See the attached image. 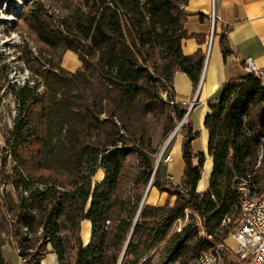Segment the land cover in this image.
<instances>
[{
  "label": "trees",
  "instance_id": "obj_1",
  "mask_svg": "<svg viewBox=\"0 0 264 264\" xmlns=\"http://www.w3.org/2000/svg\"><path fill=\"white\" fill-rule=\"evenodd\" d=\"M187 1L82 0V12L60 16L38 0L22 14L40 46L37 57L31 50L24 56L44 82L40 94L29 84L15 91L24 111L11 132L19 162L11 183L21 188L11 209V237L24 264H41L49 245L60 264H119L127 242L121 264H195L229 237L242 215L239 179L249 175L254 186L264 180L261 76L231 79L220 101L210 104L204 120L213 159L207 191H197L206 155L194 153L200 133L190 120L181 125V181L166 178L162 163L153 177L151 120L163 116V135H170L187 113L175 99L173 75L185 72L197 89L206 60L201 49L183 52V40L196 37L185 28ZM221 47L225 57L233 53L226 34ZM67 51L78 55L81 69L60 66ZM44 53L50 58L42 63ZM55 120L61 121L59 134L50 128ZM100 170L104 178L94 180ZM151 180V188L176 197L173 204H142ZM189 211L200 225L187 223L167 239ZM85 219L92 223L87 244L80 236ZM4 245L0 232V264H13Z\"/></svg>",
  "mask_w": 264,
  "mask_h": 264
},
{
  "label": "crops",
  "instance_id": "obj_2",
  "mask_svg": "<svg viewBox=\"0 0 264 264\" xmlns=\"http://www.w3.org/2000/svg\"><path fill=\"white\" fill-rule=\"evenodd\" d=\"M185 10L191 12L185 28L196 37L183 40V52L191 55L201 49L206 54V60L197 89L183 71L174 73L173 87L176 101L187 108L186 119L192 122L194 131L200 132V137L194 140L193 147L200 138L201 147L193 150L195 154L203 151L202 153L206 155L202 178L197 186L198 192H205L209 188L213 159L208 154L209 132L204 126V120L211 112L210 104L220 101L224 85L231 79L247 73L245 67L248 58L258 70L264 72V0H188ZM213 15L214 26H212ZM223 34L227 35L233 50L228 57L222 52ZM65 56L72 58L75 54L73 51H67ZM261 79L264 86V75ZM174 140L173 147L169 151L172 160L167 162L163 173L167 174L173 183L178 184L185 168L182 150L184 135L178 134ZM197 162L198 159L195 158L194 163ZM100 171L102 173L98 172L97 176L103 175V177L98 181L104 178V171ZM148 194L149 198H146V202L153 205H164L167 201L173 204L176 199L175 196L169 198L166 192H160L155 187L150 188ZM48 248L52 249L50 245ZM3 254L12 263L17 257L18 264H24L15 242L12 246L4 245Z\"/></svg>",
  "mask_w": 264,
  "mask_h": 264
},
{
  "label": "rangeland",
  "instance_id": "obj_3",
  "mask_svg": "<svg viewBox=\"0 0 264 264\" xmlns=\"http://www.w3.org/2000/svg\"><path fill=\"white\" fill-rule=\"evenodd\" d=\"M44 3L45 7L53 15L59 14L60 16H67L71 14L74 10H79L82 12L84 6L82 0H40ZM1 4V1H0ZM31 4H27L24 11L27 9L30 10ZM1 9L4 8V5H0ZM23 11V13H24ZM22 13V14H23ZM2 14V10L0 11ZM22 14L19 16L17 14L10 16L3 13L4 18L0 19V232L5 238V245L12 246L13 239L11 237V228L13 224L14 214L13 207L17 203L19 198V193L21 188L17 190L15 186L11 183V180L19 172L18 160L14 155L12 148V138H11V124L14 126L13 121L22 111V105H20L18 98L15 94V91H18L23 87V83L29 84L31 87H36L37 94H40L37 89L44 90L43 78L40 74L36 73V70L31 68L25 59V51H32L33 57H37L40 54V46L34 40L33 36L30 34L28 25L21 18ZM9 19V20H8ZM74 53V52H73ZM75 56L72 58L66 57L65 54L62 57L60 66L69 72H75L82 68V63L78 58V55L74 53ZM42 63L47 62V59L50 56L46 53L43 54ZM56 62L58 57H56ZM24 111V110H23ZM187 119L184 121L186 122ZM163 116H157L151 120V134L153 136L154 147L157 152L155 154L156 163L165 148V145L168 142V139L172 134L176 133L170 144L166 147L160 164L162 163L166 166L167 162L165 161L166 155L169 153V150L172 149L174 139L178 134H183L182 126L178 128L181 122H178L175 129L168 136L163 135ZM61 121L55 120L51 129L56 131L58 134V129L60 128ZM64 133V131H63ZM200 133V132H199ZM184 135V134H183ZM200 137V136H199ZM194 145L193 149H199L201 147V138L198 139ZM170 148V149H169ZM25 150L22 152L24 153ZM203 151H201L202 153ZM164 158V161H162ZM164 170V169H163ZM101 174V173H100ZM165 174V173H163ZM166 178L169 179L167 174ZM103 175L95 176L94 180H99ZM264 180L259 184L258 193H253V196H261L262 191L264 190ZM264 192V191H263ZM146 193V191H145ZM149 193V192H148ZM149 198V194H147ZM147 201V199H146ZM196 222L200 225V218L189 211L187 212L184 218L178 219L173 225L168 237L170 238L172 234L179 231L187 223ZM226 221L225 223H229ZM91 221L85 219L81 223L80 236L82 242L88 243L91 239ZM237 223L233 222L231 230L236 229ZM227 243L234 247L236 245L235 241L228 237ZM162 245V244H161ZM157 246L154 251L151 253L154 254L157 258V250L161 246ZM49 247V246H48ZM210 249V248H209ZM47 257L44 259L43 264H60L58 256L52 249L48 248ZM73 252L70 251L68 255L69 262H71ZM13 264H18L17 257H15Z\"/></svg>",
  "mask_w": 264,
  "mask_h": 264
},
{
  "label": "built area",
  "instance_id": "obj_4",
  "mask_svg": "<svg viewBox=\"0 0 264 264\" xmlns=\"http://www.w3.org/2000/svg\"><path fill=\"white\" fill-rule=\"evenodd\" d=\"M5 1V0H0ZM38 0H34V3ZM32 6V5H28ZM4 15L0 14V19ZM215 17L212 16V26H214ZM247 73H255V64L250 58L246 60ZM26 83H23L25 85ZM39 93L43 89H37ZM186 120V119H185ZM14 123V121H13ZM11 128L13 127L10 122ZM172 160V156L168 153L165 161ZM259 186H254L251 176L247 178H240L238 183V191L241 196V217L237 222L236 229H234L229 237H231L236 245L232 247L226 242L216 243L214 248L204 251L198 258L197 264H262V249H261V221H260V207L250 208V200H252L253 193H258ZM215 250L225 251V263H216Z\"/></svg>",
  "mask_w": 264,
  "mask_h": 264
},
{
  "label": "bare ground",
  "instance_id": "obj_5",
  "mask_svg": "<svg viewBox=\"0 0 264 264\" xmlns=\"http://www.w3.org/2000/svg\"><path fill=\"white\" fill-rule=\"evenodd\" d=\"M34 0H5L1 1L0 5H4V8L2 10V14L5 13L6 15L13 16L17 14L21 15L29 3H33ZM9 20V19H8ZM255 74L258 76H263L264 72L258 70L255 67ZM260 207V221H261V249H262V264H264V192L261 194V196H253L252 200H250V208H258ZM226 242V240L224 241ZM222 243V242H221ZM214 248V246L212 247ZM215 261L216 263H225V251L223 250H215ZM197 264V262L195 263Z\"/></svg>",
  "mask_w": 264,
  "mask_h": 264
},
{
  "label": "water",
  "instance_id": "obj_6",
  "mask_svg": "<svg viewBox=\"0 0 264 264\" xmlns=\"http://www.w3.org/2000/svg\"><path fill=\"white\" fill-rule=\"evenodd\" d=\"M186 117H187V113H186V116L184 117V119H183V120L181 121V123L179 124L178 128H180V126L184 123ZM175 134H176V133L172 134L171 137L168 139V142H167V144L165 145V148L163 149V151H162V153H161V155H160V157H159V159H158V161H157V163H156V166H155V169H154V172H153V177H154V175H155V173H156V171H157V169H158V167H159L160 161H161V159H162V156H163V153H164L166 147L170 144V142H171V140L173 139V137L175 136ZM151 185H152V180H151V181L149 182V184H148V187H147V190H146L145 196H144V198H143L142 204H144V203L146 202L147 194H148V192H149V190H150V188H151ZM139 213H140V212H139ZM138 215H139V214H138ZM130 236H131V235H130ZM129 238H130V237H129ZM128 241H129V240H128ZM127 245H128V242H127V244H126V246H125V249H124V251H123V254H122V256H121V259H120L119 264H121V262L123 261V258H124V256H125V252H126V249H127Z\"/></svg>",
  "mask_w": 264,
  "mask_h": 264
}]
</instances>
